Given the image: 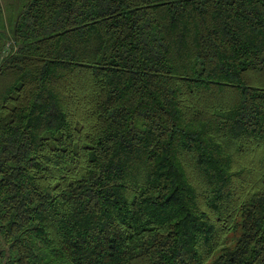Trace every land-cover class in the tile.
<instances>
[{
	"label": "trees",
	"instance_id": "16d2710c",
	"mask_svg": "<svg viewBox=\"0 0 264 264\" xmlns=\"http://www.w3.org/2000/svg\"><path fill=\"white\" fill-rule=\"evenodd\" d=\"M0 264H264V0H0Z\"/></svg>",
	"mask_w": 264,
	"mask_h": 264
},
{
	"label": "rangeland",
	"instance_id": "374dc122",
	"mask_svg": "<svg viewBox=\"0 0 264 264\" xmlns=\"http://www.w3.org/2000/svg\"><path fill=\"white\" fill-rule=\"evenodd\" d=\"M240 232V229H236V231H233L231 233H229V236L232 238V240L234 239V236H237ZM232 242V241H231ZM217 253V252H216Z\"/></svg>",
	"mask_w": 264,
	"mask_h": 264
}]
</instances>
